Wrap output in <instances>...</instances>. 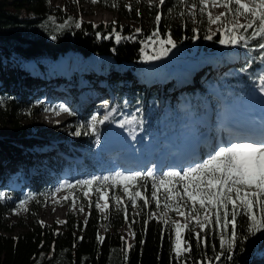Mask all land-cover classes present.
<instances>
[{"label":"trees","instance_id":"trees-1","mask_svg":"<svg viewBox=\"0 0 264 264\" xmlns=\"http://www.w3.org/2000/svg\"><path fill=\"white\" fill-rule=\"evenodd\" d=\"M114 2L116 7L112 6ZM97 5L117 13L125 20L142 23V12L150 20L144 24L141 32L135 33V29L128 26L94 25L68 17L53 9L51 0H0V75L4 77L0 82V125L5 129L8 127L10 130L6 131L19 141L17 145L11 146L0 141V149L4 148L8 152L6 162L23 161H20L17 176L21 186L17 189L8 185L15 177L6 172L7 175L4 171L6 168L0 165V194L5 197L0 200V264H200L201 261L207 264L209 260L213 264H264V233L250 235V225L244 216H238L239 238L230 253L227 251L231 231L229 227L227 230L217 228L209 232L207 247L198 246L195 238L185 232V239L192 245L191 251L183 257H177L173 250L174 229L162 220L149 216L156 209L153 201L147 206L142 201H137L138 207L128 208L127 220L123 212H117L114 208L105 218V214L95 208L94 197L93 206H88L87 199L82 196L86 188L81 185H76L70 191L74 192L77 207L83 200L84 209L90 210L88 217L74 222L66 221L67 223L62 224L64 231L38 222V213L46 199L54 193L53 187L63 179L64 170L70 171L71 183L96 176H113L110 161L99 150L95 143L96 135L87 126L94 116L93 111L87 107L74 111L79 98L76 90L99 83L90 74V70L107 77V80H102L103 86L107 93L116 96L120 113L130 117L135 128L149 138L161 132L175 134L181 119L192 114L203 115L206 103L215 109L217 104H213L211 100L206 102L211 93H218L226 101L246 98L260 87L259 78L264 74V61L259 59L260 53L254 50L257 41L249 40L247 55L231 65L232 71H227L225 75H215L214 71L226 64L223 53L229 45L219 43L223 38L222 32H212L213 25L208 23L206 16H201L197 9V15L193 19L188 14L189 9L180 0H167L160 12V36L166 39L170 33L176 41V47L159 60H147L141 52L145 43L150 44L146 38L157 28L154 21L158 14L157 8L144 6L141 10L137 2L132 0H101ZM126 5H131L132 10L129 11ZM181 11L185 13L183 17L179 15ZM77 23L80 27H76ZM113 27L122 37L133 36L135 33V38L122 39L117 43L112 34ZM209 34L212 39H205ZM154 47L158 49V45L145 49L149 56L155 54ZM70 56L75 58L76 64L67 60ZM100 57L112 64V70L100 66ZM47 58L53 61L56 70L60 60H67L71 65V69L65 66L55 75L58 80L63 81L60 85L72 94L71 111L75 113L71 115L72 129L74 134L77 131L81 133L67 144L68 147L63 143L66 137L62 133H49L46 142L35 140L29 136L31 128L22 124L24 119H28L38 107L43 106L41 100L46 78L42 76L40 69H16L7 76L3 74L1 67L4 61L23 59L29 62ZM183 59L206 66L207 71L197 84L194 83L197 80L195 74L187 68V63L182 62ZM79 60L89 64L86 72L79 69ZM173 60L175 61L172 62ZM148 61L169 64L166 70L158 73L160 90L149 89V82L153 78L149 79L151 81L144 80L140 66ZM180 71L187 72L186 80ZM50 84L56 86L52 80L48 82ZM181 85H184V89L179 94L178 88ZM183 99L189 103V108L180 107L179 101ZM53 106L57 107L56 104ZM163 108L168 109L170 118L162 117ZM111 123L109 121L103 127L97 126L99 139L108 135ZM200 131L204 129L201 128ZM49 147L54 150L58 148L62 154L78 159V171L74 172L75 167L71 162L60 157L51 155L42 162L39 161L43 159L41 156L33 157L34 154L42 155ZM25 152L32 159H24ZM156 172L157 176L163 174L161 171ZM141 183L146 188L140 190L151 196L152 179ZM96 187L109 190L112 197L123 193L122 186L114 185L111 180H101L94 186ZM159 195L163 202V189ZM11 198L27 200V212L34 219L29 230L21 235H8L13 232L8 223V215L15 209ZM111 203L114 204V200ZM66 205L72 208L71 199ZM169 212L172 220L175 213ZM126 225L135 233L132 244L120 233V229ZM222 235L225 240V256L221 261H215L214 257L222 251ZM98 236L104 237L102 243ZM229 254L232 256L231 260L226 258Z\"/></svg>","mask_w":264,"mask_h":264},{"label":"snow or ice","instance_id":"snow-or-ice-1","mask_svg":"<svg viewBox=\"0 0 264 264\" xmlns=\"http://www.w3.org/2000/svg\"><path fill=\"white\" fill-rule=\"evenodd\" d=\"M99 2L101 0H91L93 4ZM154 2L155 0H149V5L151 6ZM164 3L165 0H159V5ZM180 3L189 9L188 14L193 19L196 17L198 9L201 16H206L209 24L218 26L217 30L221 31L223 35V38L219 40L221 45L248 47L249 40L257 41L254 50L260 53L259 59L264 61V0H180ZM210 3L213 8L220 7L225 11L213 17L208 10ZM112 6L116 7L117 5L114 2ZM126 6L129 11L132 10L131 5ZM184 14L183 11L179 13L181 17ZM160 21L161 16L156 15L157 28L151 36L146 38L150 44L145 43L144 48L141 49L147 60H159L176 47V41L172 39L170 33L166 39L161 38L158 27ZM76 27H80V24L77 23ZM139 32L141 29L135 30V33ZM135 33L133 36L122 37L115 27L112 29L117 43H120L122 39H134ZM205 39L211 40L212 35H206ZM157 45L158 49L154 47L155 54L149 56L145 49ZM259 84L260 91L264 92V74L260 76ZM46 110L52 111L56 115L61 113L75 115L64 105H60L58 109ZM110 118L108 114H105L103 118L93 116L88 123L87 126L91 128L92 134L96 135L97 143H99L97 125L103 124ZM80 134L79 131L75 133L77 136ZM149 178L152 179L151 196L145 195L140 190L146 188V185L141 182L147 181ZM101 180L104 182L111 180L114 185L122 186L124 195L112 197L109 190H104L102 187L94 188ZM76 185L86 188L82 192V196L87 199L89 207L93 206L92 198H95L94 206L105 214V218L114 208L117 212H123L125 220H127L128 208L138 207L137 201H142L145 206L155 201L156 208L161 209L160 220L174 229L173 250L177 257H183L191 251L192 245L185 239V232L195 238L198 246L207 247L209 232L215 231L217 228L223 231L229 227L231 231L227 251L230 253L239 238L237 234L238 216H244L248 221L250 235L264 233V138L259 141L243 139L233 141L227 146L220 145L209 153L205 160L197 162L183 171H167L160 176L156 175L155 170L146 173L136 171L130 174L117 171L113 176H96L75 183L66 182L55 191L59 192L65 187L74 190ZM161 189H163V202L159 195ZM124 196L131 202L130 204L124 203ZM4 198L0 194V200ZM69 199H71L73 210H77L75 195L64 197L65 201ZM112 200H114V204L111 203ZM101 201H103L102 204ZM26 203L27 200L21 201L20 207L24 208ZM24 210L27 211L26 208ZM78 211L84 212L83 200ZM168 211L183 218L184 222L170 220ZM153 215V213H149L150 217ZM40 223L43 224V221ZM57 223L65 224L67 222L58 220ZM84 223L86 225L87 220ZM197 228L200 231H196ZM134 235L135 233H133ZM98 240L102 243L104 237L98 236ZM128 248H131V245H128ZM220 248L222 251L214 257L215 261H221V258L225 256L223 235L220 240ZM226 258L231 260L232 256L229 254ZM200 264H205V262L201 261ZM207 264H213V261L209 260Z\"/></svg>","mask_w":264,"mask_h":264},{"label":"rangeland","instance_id":"rangeland-1","mask_svg":"<svg viewBox=\"0 0 264 264\" xmlns=\"http://www.w3.org/2000/svg\"><path fill=\"white\" fill-rule=\"evenodd\" d=\"M137 2L139 8L143 10L144 6L157 8L158 14L160 15L161 10L164 8V5L166 4L167 0H165V3L163 5H159V0H155V2L150 6L149 0H132ZM51 6L53 9L59 10L63 15L72 16L74 18H78L82 21L90 22L94 25H113V26H128L132 29H141V31L144 28V24H147L150 19L148 18L145 13L142 12V17L144 21L142 23H136L133 21L125 20L121 18L117 13L111 12L108 10L103 9L102 7L98 6L97 3L93 4L91 3V0H51ZM208 10L212 13L213 17L216 15H219L221 12H224L225 9L220 7L213 8L211 6V3L209 4ZM155 21V19H154ZM148 27V26H147ZM218 26L213 25L211 28L212 32H217ZM248 49L247 47L243 46H229L227 50L223 53L225 56L223 58L226 60V64L224 67L215 70V75H225L227 71H232L231 65L235 62H239L240 57H243L244 55H247ZM69 62H73L76 64L75 58L73 56H70L67 59ZM67 60H60L58 64V70L55 69L54 63L51 59H42L40 61H25L23 59H18L14 61H4L2 62V69L3 74L10 76L13 71L16 69H23V70H35L40 69V72L42 76L46 78L44 81L45 87L43 89V99L41 100L43 103V106L38 107L28 119L23 120V125L28 126L31 128L32 132L29 135L30 138H33L35 140H42L46 142V136L49 133L58 134L62 133L65 135V139L63 140V143L66 147H68V143L76 139V135L73 133L72 129V116L68 115L67 113H61L59 115H56L52 111H47L46 109H52V108H59L60 105H64L68 107L71 110L72 103L70 102L72 94L68 89L62 87L63 84L62 80H58L56 78V72H61L65 66L71 69V65L67 63ZM173 60L172 62H174ZM228 61V62H227ZM171 62V61H170ZM182 62L187 63V68L192 71L195 74V78L197 80L194 81L196 83L203 74L207 71L206 66H203V64L196 63L195 61H191L188 59H183ZM79 69L81 72H86L87 68L86 66L89 64H84L81 60H79ZM183 63V64H184ZM99 64L102 67H107L110 70H112V64L106 60L104 57L99 58ZM169 64H166L165 62H156V61H148L146 63H143L140 68L141 71L144 74V80L146 79H152L149 80V89L151 91H156L161 89V84L159 82L158 73L160 71L166 70V66ZM89 67V66H87ZM184 80H186L188 74L186 71H180ZM90 74L95 78L99 83L91 86L81 87L80 90H76V93L78 94V103L74 106V111L82 110V108L87 107L91 108L93 111V115L97 116L98 118H103L105 114L110 115V120L105 121L103 124H98L97 126L103 127L108 123L109 121H112L111 129L109 130V133L107 136L103 137L102 139H99V143L96 142L97 146L100 148L99 150L108 156V160L110 161V168L112 175H114L117 171L123 172L125 174H130L136 171L140 172H148L155 170L161 171L162 173L167 171H181L180 167L172 168L170 166L171 163V157H174L178 161H182L180 156L173 153L171 156H168L165 161L163 162V154H170L174 151L175 148L179 149L178 154L183 151L181 149V144L184 141H195L196 143L199 142V138H201V133L199 132L201 128L205 129V132L209 131L211 134H215L217 127L221 125L222 122H226L229 118H226L224 115L227 113V111H230V109L235 110H242L248 106H253L256 108H259L261 106H264V92L260 91V87L256 90H254L249 96L246 98H241L239 100L235 101H226L223 99L218 93H211L210 97H208L209 100L206 102H210V100L213 102V104H217L215 109L211 108L207 103V107L205 109L204 115H189L186 118L181 119L179 125H177V132L173 135H167L164 132H161L159 134H155L154 137L149 138L147 137L141 130L138 131L135 128V125L132 122V119L130 120V117L125 115L124 113H120V109L118 106V101L116 100V96H113L110 93H107L105 87L103 86L102 80H107V77L98 75L95 71L90 70ZM56 78V79H54ZM4 80V77H1L0 75V82ZM52 83L55 82L56 86L54 85H48V82ZM145 82V81H144ZM61 84V85H60ZM146 86V83H144ZM197 84V83H196ZM184 86V85H183ZM183 86L181 85L178 90L179 94L183 91ZM55 87V88H54ZM60 87V88H59ZM53 90V91H52ZM74 94V93H73ZM208 95V93H207ZM53 99V100H52ZM215 99V100H212ZM60 102V103H58ZM56 104L57 107H54L53 105ZM180 107L182 108H189V103L183 99L182 101H179ZM220 106V107H217ZM249 107V108H250ZM249 110V109H248ZM224 113V114H223ZM221 114H223L221 116ZM161 115L163 118H170L168 115V109L163 108L161 110ZM228 115V114H227ZM221 116V117H220ZM215 118V124H213V127H207L205 125V122L208 120H214ZM114 119V120H113ZM220 122L219 125H217ZM123 124L124 126L121 127L120 125ZM10 130L8 127L7 129L3 128L2 125H0V141L5 143L7 146L11 145H17L19 141L12 136L8 131ZM214 136V135H213ZM67 139V141H66ZM59 143V142H58ZM10 144V145H9ZM128 145L133 154V161L141 163L140 166H128L124 165L118 160L113 157L111 153L114 151H118L121 145ZM211 143V150H215L214 146ZM55 146H58L56 142H54ZM59 145H62L59 143ZM161 148L162 152L159 153V148ZM199 145V143H198ZM222 145V144H220ZM219 145V146H220ZM179 146V148H178ZM191 142L184 143L183 147L185 148L186 152H189L190 150ZM22 147V146H20ZM169 147L170 151L166 152ZM211 151V152H212ZM199 152V151H198ZM124 154V155H123ZM126 151L119 152L117 155H123L128 156V153L126 154ZM146 154V155H145ZM156 155L152 157V155ZM56 156L60 157L64 160H67L71 162L70 164L75 167L74 172H77L78 165H80V161L73 158L72 161L67 159L66 156H64L61 151L57 149H52L49 147V149L42 153V155L34 154V158L42 157L43 159H40L39 161L42 162L49 156ZM8 156V152L2 148L0 149V165H3L4 168H6L5 173L7 172L10 176L15 177L8 185L11 188L17 189L21 186V182L18 179V169L20 168V163L22 160H11L9 162H6ZM111 157V158H110ZM113 157V158H112ZM202 157V159L197 158L199 161H203L207 158ZM23 158L28 160L32 159L29 157V154L27 152L24 153ZM180 158V159H179ZM21 161V162H20ZM160 161L164 163V165L160 164ZM197 161V162H199ZM201 161V162H202ZM196 162V161H195ZM194 162V163H195ZM196 162V163H197ZM155 164V165H154ZM167 165V166H166ZM192 163L189 166H193ZM170 166V167H168ZM189 166H185L182 168V170H186ZM31 171H33V168H31ZM6 173V174H7ZM7 174V175H8ZM63 179L59 180L56 186L53 187L54 193L46 199L44 206L40 209L38 213V222L43 221V224L54 226L57 228V230L64 231V228L62 224H58L57 221H70L74 222L76 220H84L86 217L90 215V210L84 209V212L81 213L77 210H73V208L66 205V203L70 200L65 201L64 197H72L74 195V192H71L69 188L65 187L61 191L56 192L55 189H57L61 184H65L66 182L71 183L69 181L70 178V171L68 169L64 170ZM122 195H124L122 193ZM11 201H13L15 209L14 211L8 215V223L10 227L13 229V232L8 235H21L23 233H26L30 228V223L34 220L31 218L26 210L27 205L24 206V208L20 207L21 201L18 198H11ZM154 202V208L155 201ZM103 201H101V204ZM124 203L130 204L131 202L128 201L127 197L124 196ZM151 204V203H150ZM60 214L59 217H55L56 214ZM160 213L161 209H155L153 211V216L160 219ZM168 217L171 219L172 215L168 211ZM174 220H179L181 223L184 222L183 218L175 215L173 217ZM197 230H200L197 228ZM120 233L126 238V240L132 244L134 242V236L133 231L130 229L128 225L122 227L120 229Z\"/></svg>","mask_w":264,"mask_h":264},{"label":"bare ground","instance_id":"bare-ground-1","mask_svg":"<svg viewBox=\"0 0 264 264\" xmlns=\"http://www.w3.org/2000/svg\"><path fill=\"white\" fill-rule=\"evenodd\" d=\"M249 107L250 106L242 109L241 111L240 110H235V109H233V110L230 109V111H227V113H225V114L223 113V114L226 116V118H228L230 116H233L235 123L238 126H241L242 127V125H244V122H243L241 116L238 115V113H240V115H242V114H246V113H252V112H255V111H262V113L264 114V106H261L259 108H256V107H253V106H251L250 108ZM223 114H221V116ZM227 114H228V116H227ZM214 122H215V118H214V120H208V121H206L205 122V125L207 127H211L212 128L213 127V124H215ZM245 125L248 127V129H254V131L256 132V135H257L256 136V140L257 141H259L262 138H264V121L263 120L252 119V118L249 117V125L248 124H245ZM245 125H244V127H245ZM247 127H245V128L247 129ZM188 142H191V145L192 146H190L191 148H190L189 152H186L185 148L183 147V144L184 143H188ZM128 145L131 146V144H126L125 146L124 145H121L120 148L118 149V151L116 150V151H114L111 154L113 155V157L115 159H119V157H121L120 158L121 160H118V162L124 164L125 166L126 165H128V166H134V165L135 166H140L141 163L135 162V160L133 161V154H132V152L129 151L131 149L129 148ZM181 145H182L181 146V149H183V151L181 153L178 154V151L177 150H179V149L175 148L174 151L171 152L170 154H168V153L167 154H163V157H162L163 162L165 161V159L168 156H171L173 153H175L178 156H180V158H181L182 161H178L174 157H171L170 166H172L173 168H177V167H183L184 165H190V164L194 163L197 160V158H200L202 156V154L200 152H198L199 151V148L196 146V144L194 142H192V140L191 141H187V142L184 141ZM162 147H164V145L159 148V151H158L159 153L162 152V150H161ZM178 148H179V146H178ZM167 149H169V147ZM122 151H126V154L128 153V156L127 157L126 156L122 157L124 154L123 155H117V154H119V152H122ZM169 151H170V149L167 150L166 152H169ZM63 155L66 156L67 159H69V160L72 161V159H73L72 157L67 156L65 154H63ZM154 156H156V155L153 154L152 157H154ZM106 157L108 159V156H106ZM77 160L78 159H76L75 161L77 162ZM163 162L160 161V164L161 165H164ZM59 215L60 214L58 213V214L55 215V217L58 218Z\"/></svg>","mask_w":264,"mask_h":264}]
</instances>
